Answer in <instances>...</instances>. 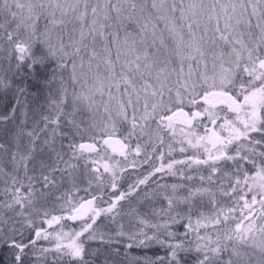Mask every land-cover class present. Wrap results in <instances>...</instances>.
Returning <instances> with one entry per match:
<instances>
[{"label":"snow or ice","instance_id":"snow-or-ice-1","mask_svg":"<svg viewBox=\"0 0 264 264\" xmlns=\"http://www.w3.org/2000/svg\"><path fill=\"white\" fill-rule=\"evenodd\" d=\"M0 96L14 264H264V0H0Z\"/></svg>","mask_w":264,"mask_h":264},{"label":"trees","instance_id":"trees-1","mask_svg":"<svg viewBox=\"0 0 264 264\" xmlns=\"http://www.w3.org/2000/svg\"><path fill=\"white\" fill-rule=\"evenodd\" d=\"M11 101H12L11 96H7V97L0 96V112H2L6 107L10 106ZM80 163H81V166L83 168V161H81ZM147 167L148 166L145 165L143 168L129 169L127 172H125L123 175V179L119 182V190L120 191L126 190L128 184L132 183L138 176H140L141 173H145V169ZM88 175L90 176L91 173H89ZM177 179H178V177H166L165 182L174 183L177 181ZM57 180L62 183L63 188L65 190H67L70 187L68 177L65 176L63 178V180H61V178L58 176ZM105 180L107 181V176H105ZM76 184L81 189H84L87 187L86 177L81 175V173L79 171L77 173ZM92 187L95 188V184ZM150 187H154V185H152L151 182H150ZM145 190L146 189L142 188L141 191L139 193H137L136 195L142 196L143 191H145ZM111 191L112 190L108 187L104 188V199L105 200H108L109 194L111 193ZM80 193H82V191ZM92 194H96L95 189L90 191L88 195H86L85 193H82L81 196L87 197V196H90ZM131 201H132L133 205H136V203H137L136 202V196H133L131 198ZM148 203H149V200L145 199L139 205V208L142 212L147 209ZM121 205H122V211L123 212L128 211V209H129L128 201H122ZM100 206H106V204L100 205ZM204 211L207 212L208 209H205ZM54 214H61V213L57 211ZM65 215H66V213H65ZM117 219L119 220L121 218L118 217ZM128 219L129 218L127 216L123 217V222L125 223L126 227H127ZM38 223H39V221H38ZM62 224L64 225L65 231H68L69 228H75L76 230H79V227H80V221L71 222L70 220H63ZM97 225H103L102 230L106 231V232L113 230L115 228V225L109 222V218L104 217V216H101V218L97 221ZM44 226L47 227V225H44ZM54 228H58V226H54ZM177 229H179L180 231H183V228H181L180 225L174 226L173 230H177ZM52 230L53 229H49V231H52ZM38 244H43L44 246H48V243L46 241H40V242H38ZM90 246L92 248H100L101 249L102 255L96 260V264H101V261L103 260L104 256L114 255L111 252V248L119 247L121 249V252H123V250L125 248V242L123 240H121V242L119 244L113 243V245H111V248H110L108 245L101 244L99 241H93V242H90ZM130 251L132 252L133 256L138 257V258L151 257L154 259L157 255H160V256L164 255V250L158 245H153L149 248H135L134 250H130ZM13 257H14V251L10 247H5L3 245H0V264H14ZM121 259H122V257H121Z\"/></svg>","mask_w":264,"mask_h":264},{"label":"rangeland","instance_id":"rangeland-1","mask_svg":"<svg viewBox=\"0 0 264 264\" xmlns=\"http://www.w3.org/2000/svg\"><path fill=\"white\" fill-rule=\"evenodd\" d=\"M93 185H94V184H93ZM87 187H88V185H87ZM94 189H95V188L92 187V188L89 190V192L92 191V190H94ZM82 193H84V192L82 191ZM82 193H79V195L81 196ZM97 203H99V200L97 201Z\"/></svg>","mask_w":264,"mask_h":264},{"label":"water","instance_id":"water-1","mask_svg":"<svg viewBox=\"0 0 264 264\" xmlns=\"http://www.w3.org/2000/svg\"><path fill=\"white\" fill-rule=\"evenodd\" d=\"M85 198H86V199H87V198H90V196H87V197H85ZM70 221H71V220H70ZM71 222H74V221H71Z\"/></svg>","mask_w":264,"mask_h":264}]
</instances>
